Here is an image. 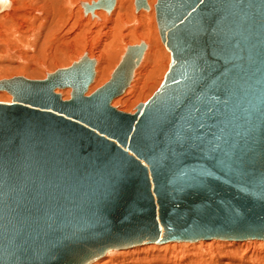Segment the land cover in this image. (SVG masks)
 Wrapping results in <instances>:
<instances>
[{
  "label": "water",
  "instance_id": "95a60500",
  "mask_svg": "<svg viewBox=\"0 0 264 264\" xmlns=\"http://www.w3.org/2000/svg\"><path fill=\"white\" fill-rule=\"evenodd\" d=\"M115 1L92 7L110 11ZM155 14L170 62L133 113L111 101L142 41L89 95L86 57L42 80L0 81L12 95L0 101V264L264 239V0H157ZM66 86L64 100L55 89Z\"/></svg>",
  "mask_w": 264,
  "mask_h": 264
},
{
  "label": "bare ground",
  "instance_id": "6f19581e",
  "mask_svg": "<svg viewBox=\"0 0 264 264\" xmlns=\"http://www.w3.org/2000/svg\"><path fill=\"white\" fill-rule=\"evenodd\" d=\"M30 1L31 4L27 5V0H9V5L0 11V15H2L0 18V58H5V53L7 56L9 53H13L18 57L17 63L15 61L16 65L14 66L17 70L32 69L34 73H40L41 65L45 64V61L36 62V65L34 63V65L29 64V62L34 60L32 58L36 54L40 56L44 52L47 59H58L63 62L65 60L66 63L68 60L74 59V57H71L74 54L77 55L74 62L86 57L87 59H91L90 61H94L93 80L85 92V95H89L94 91L93 88L103 82V80L108 77L107 81L110 80L127 47L138 45L140 43L133 44V42L144 39L145 41H142L145 45L144 50L136 67L133 69L132 78L124 91L112 99L111 105L119 111L133 113L136 111L138 104L145 102L148 98L145 101L142 99L158 88L160 84L158 82L163 71L166 67L168 68L166 65H169L170 62V52L161 39L155 13L156 30H158L159 36L154 29L153 12H155L156 2L154 5H151L152 7L154 6V11L152 9L153 12H148L150 4L155 0H146L147 4H149L147 8H136L135 0H116L110 11H106L99 6L92 7V2L97 0ZM132 1H134L133 5ZM113 9L114 11L110 14ZM82 12L84 15H82ZM103 13L110 14V16L106 17ZM25 16L29 17L28 22L25 20L27 19ZM130 22L135 26H130ZM105 26L107 30L103 29ZM21 30H26V32L22 33L20 32ZM96 36H98L96 38L98 43L94 42ZM122 37L129 44H126L127 46L119 56V61L115 68L111 69L117 52L113 46ZM132 37L135 38L132 39ZM158 37H160L161 43ZM70 38L76 39L75 42H71ZM15 40L16 42H14ZM65 41L69 43V47H65L59 53L56 48L57 46H63L66 43ZM9 42L20 43L23 48L29 49L27 55L24 54L25 56H23L20 53H16L14 50L15 46L12 49L9 46L11 44ZM161 44L166 48L169 55L163 51ZM53 52L59 54H55L54 56ZM74 62H71V65ZM167 62L168 64H166ZM67 67L66 65L62 68L57 67L58 69L54 71ZM2 69L0 68V70ZM50 69L48 72L42 70L46 72L45 78L47 74L54 72H51ZM16 77L24 76L16 75L10 78L8 76V78L5 77L0 79V81L11 80ZM28 79L30 78L28 77ZM105 83L97 88L103 86ZM157 84L158 86L155 88ZM6 92L10 94V92ZM55 92L59 93L64 100L69 99L71 87L56 88ZM0 97L2 96L0 95ZM1 100L9 102L12 100V95L11 100L9 97H4ZM139 100L141 102L136 105L133 111L126 110L127 103H130L132 106V104H135ZM85 264H264V239L248 238L235 240L210 238L195 241L144 243L126 248L109 249L104 254L87 261Z\"/></svg>",
  "mask_w": 264,
  "mask_h": 264
},
{
  "label": "rangeland",
  "instance_id": "374dc122",
  "mask_svg": "<svg viewBox=\"0 0 264 264\" xmlns=\"http://www.w3.org/2000/svg\"><path fill=\"white\" fill-rule=\"evenodd\" d=\"M30 2V3H29ZM133 2L134 1H132V5H133ZM156 2V0L154 1V2H152V4H150V9L148 10V12L149 11H152V9H153V11H154V6L152 7L151 5H154V3ZM29 4H31V1L30 0H27V5H29ZM149 5V4H148ZM27 8H29V7H27ZM114 8H116V7H114ZM28 10H30V9H28ZM114 11V9L110 12V14L112 13ZM143 11H145V10H143ZM152 11V12H153ZM31 12V11H30ZM102 12H105V11H102ZM145 12H147V11H145ZM155 12H153V19H154V22H153V25H154V29L156 30L157 29V25H156V20H155V14H154ZM104 14V13H103ZM110 14H104L106 17H108V16H110ZM82 15H84L83 14V12H82ZM2 17V15H0V18ZM25 18H27V19H25V20H27V22H28V20H29V17L28 16H25ZM91 19V18H90ZM91 20H93V19H91ZM22 21H24V20H22ZM96 22H97V20H95ZM131 24H129L130 26H135L134 24H132V22H130ZM89 24H91V23H89ZM88 24V25H89ZM129 26V28H131ZM91 27V26H90ZM92 27H94V26H92ZM127 28V27H126ZM103 29H105V30H107V27L105 26V27H103ZM105 30H103L104 32H106ZM26 32V30H21L20 32H22V33H25ZM98 32H99V30H98ZM156 32H157V35L159 34L158 33V30H156ZM159 36V35H158ZM98 36H96L95 37V39H94V42H97V38ZM133 38H135V37H132V39ZM159 38V41L161 40L160 39V37H158ZM70 40H71V42H75V40L76 39H73V38H70ZM126 40H124V37H122L120 40H117V42L118 43H116L113 47H114V49H116V51L118 52H116V58H114V63L112 62V68L111 69H113V68H115V66L117 65V63H118V61H119V56L123 53V50H124V48L129 44V43H126L125 42ZM140 41H145L144 39H139V40H137L136 42L134 41L133 42V44H135V43H140ZM1 42V41H0ZM14 42H16V40L14 41ZM14 42H9V43H11V44H9V46L13 49L14 48V46H15V48H14V50H15V52L16 53H20V54H22L23 56H25V55H27V51L29 50V49H26V47H24L23 48V46L20 44V43H14ZM66 43L63 45V46H61V47H58L57 46V48L56 49H58V51H59V53L60 52H62V50L65 48V47H69V43L67 42V41H65ZM113 42V41H112ZM13 43V44H12ZM98 43V42H97ZM160 43H161V41H160ZM80 44V43H79ZM79 44H77V45H79ZM94 45H95V43H93ZM127 44V45H126ZM118 45V46H117ZM161 46H162V49H163V51L165 52V53H167L168 55H169V53H168V51L166 50V48L163 46V44H161ZM54 47V46H53ZM165 49V50H164ZM26 51V52H25ZM59 53H57V52H53L52 54L55 56V54H59ZM25 54V55H24ZM82 54V53H81ZM80 54V55H81ZM79 55V56H80ZM75 56H77V55H72L71 57H74V59H72V60H68L67 61V63H66V61L64 60V62L63 61H60V60H58V59H47L46 58V56H45V52L44 53H42L40 56H39V54H36V56H34L32 59H34V60H31L30 62H29V64H37L38 62H42V61H45L44 63L45 64H42L41 65V69H40V73L39 72H33V70L32 69H27V70H17L14 66L16 65V63H17V61L16 60H18V57L17 56H15L13 53H9L8 54V56H7V54L5 53V58H0V68H3L2 70H0V79H3V78H8V76H9V78L10 77H13V76H16V75H18V76H24V77H29L30 79L32 78V79H43V78H45V76H46V72H48L49 71V69H50V71L52 72V71H54V70H56V69H58V68H62V67H65V65H66V67L67 66H69V65H71V62H74V60H76V58L77 57H75ZM78 56V57H79ZM93 56H95V55H93ZM42 57H43V59H42ZM118 58V59H117ZM38 60V61H37ZM47 60V61H46ZM116 60V61H115ZM15 61H16V63H15ZM49 61V62H48ZM51 61V62H50ZM37 62V63H36ZM168 62H169V56H168ZM168 62L166 63V64H168ZM48 63V65H46ZM63 63V64H62ZM70 63V64H69ZM33 64V65H34ZM51 64V65H50ZM114 64V65H113ZM47 67H45V66ZM58 65V66H57ZM56 66V67H55ZM166 66H168V65H166ZM12 67H14V68H12ZM58 67V68H57ZM11 68V69H10ZM31 68V67H30ZM43 68V69H42ZM54 68V69H53ZM13 69H15V70H13ZM48 69V70H47ZM53 69V70H52ZM7 72H6V71ZM42 70H45L46 72H44V71H42ZM167 70V67L164 69V71H163V74H164V72ZM4 71V72H3ZM8 71H9V73H8ZM16 73H15V72ZM11 72V73H10ZM24 72V73H23ZM32 74H31V73ZM42 72H44V73H42ZM13 73V74H12ZM20 73V74H19ZM26 73H28V74H26ZM2 74V75H1ZM24 74V75H23ZM44 74V75H43ZM163 74H162V76H161V78H160V80H159V82H158V84L160 83V81H161V79H162V77H163ZM109 79V77L107 78V79H105V80H103V82H101L99 85H97V86H95L94 88H93V90H95V88H97L98 86H100L101 84H103V83H105L107 80ZM158 84L156 85V87L155 88H157V86H158ZM64 90V89H63ZM92 90V91H93ZM155 90V89H154ZM154 90H153V92H154ZM152 92V93H153ZM152 93H150L147 97H145L144 99H142L143 101H145L147 98H149V96L152 94ZM0 95L2 96V97H0V101H2L1 99L3 98L4 99V97H9L10 98V100H11V95L9 94V93H7L6 91H0ZM139 102H141V100H139V101H137L135 104H132V106H131V104L129 105L128 103H127V107H129L128 109H127V107H126V110L127 111H133L134 109H135V107H136V105L139 103Z\"/></svg>",
  "mask_w": 264,
  "mask_h": 264
}]
</instances>
